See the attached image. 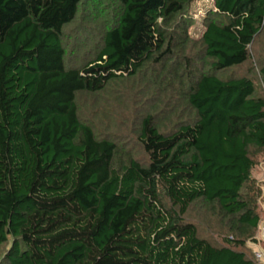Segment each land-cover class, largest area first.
I'll return each mask as SVG.
<instances>
[{
	"label": "trees",
	"instance_id": "obj_1",
	"mask_svg": "<svg viewBox=\"0 0 264 264\" xmlns=\"http://www.w3.org/2000/svg\"><path fill=\"white\" fill-rule=\"evenodd\" d=\"M196 1L112 0L92 40L94 0H0V264L255 263L264 0H215L199 39ZM130 83L135 152L80 106Z\"/></svg>",
	"mask_w": 264,
	"mask_h": 264
},
{
	"label": "rangeland",
	"instance_id": "obj_2",
	"mask_svg": "<svg viewBox=\"0 0 264 264\" xmlns=\"http://www.w3.org/2000/svg\"><path fill=\"white\" fill-rule=\"evenodd\" d=\"M214 2L215 0H197L191 6L190 16H192L195 22L190 27L189 31L195 39H199L202 36L205 30L203 23L204 19L205 17H207L208 12L211 9H214V4H215ZM111 4H112V0H105L104 3H98V0H94V3H90V5L88 6L89 15H91V13L93 12L91 18H97V21H95L96 28L93 30V32L91 33L86 32V34L90 35L92 40H95L98 31H100V29H103V27H100V24H102L103 20H107L105 19L106 17L110 16L109 11H105V9L109 8V10L112 11ZM79 20L80 22H83L84 25H86V22L84 20L82 19ZM91 27H93L92 24ZM70 44L72 45V42H70ZM256 47L258 48V45ZM250 66L251 65H246L241 68L235 69L233 71H227L222 73V75L225 76L246 75L247 69ZM117 86L120 89L121 94L113 95V91L111 90L112 95L105 94L100 96H90V95L86 97L83 96L84 98L81 99V104H80L81 110L83 112V116L85 117L86 121L88 122L93 121L94 125L100 127L105 134L113 133L117 137L122 136L119 138H123V141L127 142V144L130 147H132L133 151L135 152L136 151L135 147L137 146L131 145V143L135 140H133L132 142L130 141V137H133L130 132L134 126L135 114L140 113V111L143 110V106L146 105V103L148 104L153 103V99L147 102L146 101L147 95L146 94L143 95L140 92V89H136L135 86L134 87L131 86V83L127 85L126 91H124L125 89L124 87H122V85L118 84ZM128 89L130 90V99L127 96H123V97L121 96V95H126ZM117 96H120L121 98H118ZM258 176H259L258 182L261 184V180L262 179L264 180V169L263 172L260 173ZM160 189L163 192L162 186L160 187ZM262 221H264V219ZM262 225L264 226V223H262ZM207 235L209 238L215 241H217L218 239L213 234H207ZM251 246H253L255 252L262 253L264 257V247L262 245L251 244Z\"/></svg>",
	"mask_w": 264,
	"mask_h": 264
},
{
	"label": "crops",
	"instance_id": "obj_3",
	"mask_svg": "<svg viewBox=\"0 0 264 264\" xmlns=\"http://www.w3.org/2000/svg\"><path fill=\"white\" fill-rule=\"evenodd\" d=\"M262 223H264V221H261L259 226H258V231H257V238L264 242V226L262 225ZM255 245V244H254ZM253 247V246H252Z\"/></svg>",
	"mask_w": 264,
	"mask_h": 264
},
{
	"label": "built area",
	"instance_id": "obj_4",
	"mask_svg": "<svg viewBox=\"0 0 264 264\" xmlns=\"http://www.w3.org/2000/svg\"><path fill=\"white\" fill-rule=\"evenodd\" d=\"M254 264H264L263 254L260 252L255 253V263Z\"/></svg>",
	"mask_w": 264,
	"mask_h": 264
}]
</instances>
